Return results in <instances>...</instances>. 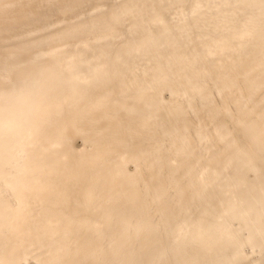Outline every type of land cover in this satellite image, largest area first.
I'll return each instance as SVG.
<instances>
[{"label": "bare ground", "instance_id": "obj_1", "mask_svg": "<svg viewBox=\"0 0 264 264\" xmlns=\"http://www.w3.org/2000/svg\"><path fill=\"white\" fill-rule=\"evenodd\" d=\"M0 264H264V0H0Z\"/></svg>", "mask_w": 264, "mask_h": 264}]
</instances>
